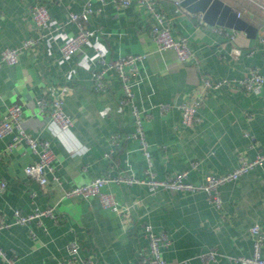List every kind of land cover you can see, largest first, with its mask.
Returning a JSON list of instances; mask_svg holds the SVG:
<instances>
[{
	"label": "crops",
	"instance_id": "obj_1",
	"mask_svg": "<svg viewBox=\"0 0 264 264\" xmlns=\"http://www.w3.org/2000/svg\"><path fill=\"white\" fill-rule=\"evenodd\" d=\"M220 1L240 16L249 31L209 25L200 19L201 13H190L175 0H156V11L163 14L173 37L188 41L193 58L180 64L172 52L157 51L151 40L156 20L133 0L126 8L108 1L103 6L93 3L94 9L101 10L90 16L88 43L80 54L67 59L60 57L59 50L77 32L68 16L81 12L85 0H0V52L39 35L29 15L31 6L44 4L50 15V29L42 40L21 51L16 65H0V116L7 107L21 105L25 131L50 143L57 178L47 175L46 185L40 186L24 174V167L37 157L24 144L8 150L15 132L0 140V180L6 183L0 193V218L8 225L0 230V250L15 264L73 260L68 254L72 242L79 246L74 264H138L147 254V224L155 234L168 235L162 256L169 264L184 260L204 264L199 256L210 251L217 255L210 264H233L228 257L251 253L248 229L258 224L264 231V164L219 188L220 210L201 191L151 194L144 186L111 181L104 191L129 208L127 217L102 209L96 199L64 197L65 190L95 178L145 177L139 144L128 138L133 118L127 106L119 105V80L108 72L106 92L93 91L89 76L96 50L107 60L146 54L133 93L138 108L151 115L144 131L158 179L187 171V182L202 185L207 175L231 172L240 157L251 160L264 152V87L259 95L234 88L211 91L197 111L200 121L193 128L181 124L177 109L161 115L154 107L186 101L203 78L238 80L250 68L264 77L260 41L264 0ZM226 34L234 35V40ZM234 48L240 52L237 58ZM58 92L72 126L68 133L54 136L49 130V110L40 112L36 102L49 101ZM114 134L117 146L112 147L109 138ZM48 207L54 218L44 217L27 226L14 223V210L27 215ZM261 253L264 259V244Z\"/></svg>",
	"mask_w": 264,
	"mask_h": 264
},
{
	"label": "built area",
	"instance_id": "obj_2",
	"mask_svg": "<svg viewBox=\"0 0 264 264\" xmlns=\"http://www.w3.org/2000/svg\"><path fill=\"white\" fill-rule=\"evenodd\" d=\"M57 1L59 0H52V2ZM107 1L120 8H126L132 2V0H85L81 12L71 13L68 16V22L76 26L77 32L75 36L61 46L59 53L62 59L70 58L83 51L91 35V31L88 28L90 16L98 14L101 10L100 8L94 9L92 5L95 2H99L103 6ZM133 1L144 7L156 20L155 25L151 29V40L157 47L158 52H172L180 64L186 63L193 58L187 39L185 37L175 39L170 27L164 20L163 14L156 11V0ZM29 15L39 35L36 38L25 40L19 47L4 48L0 52V65H16L19 60V53L39 43L44 36L43 33L50 29V15L46 5L35 4L31 6L29 8ZM239 17L237 15V18ZM200 19H202V15H200ZM217 29L219 33H222V29ZM228 36L230 40H234L235 38L234 35ZM260 41L263 44L264 50V37ZM95 53V65L90 71L89 76L93 91L96 93L106 92L107 84L105 82V75L108 72H112L119 80L122 93L119 105L122 107L127 106L133 118L134 129L128 138L135 140L139 144L146 163L145 177L143 179H137L127 174H118L111 179L95 178L85 185L75 186L69 190H65V198H80L86 202L96 199L102 209L109 210L120 217H127L129 208L122 207L112 194L104 191L107 183L111 181L116 185L144 186L151 194L159 190L170 193H195L201 191L205 193L207 202L216 210H220L222 208V199L219 188L225 184L236 182L240 177L264 164V152H259L251 160L240 157L238 165L227 174L217 177L207 175L202 185L196 186L187 182V171L167 175L162 179H158L152 171L153 163L144 131V123L151 115L148 112H142L138 108L135 104L133 93V87L136 84L135 79L139 72V65L146 59V54L128 55L114 60H107L101 50H96ZM232 54L234 58H237L240 52L234 48ZM263 87L264 77L256 68H250L247 74L238 80H228L225 78L212 80L210 78H203L194 94L189 96L186 101L179 105L159 104L154 107H156L161 115L168 113L172 109H177L181 116V124L186 128H193L200 121L197 111L211 91H218L222 88H234L253 95H259ZM36 104L42 113L46 109L49 110V130L54 136L69 132L72 122L71 118L64 111V101L60 92L55 93L49 101L40 99ZM13 132L16 133V136L8 146V150H11L19 144H24L37 157L35 163L24 167V174L40 186L46 185L47 175H51L54 180H57L54 175L55 155L50 143L47 140L33 138L25 131L23 127L22 107L19 104H13L7 107L5 114L0 116V140L6 138ZM117 138L118 136L115 134L110 136L109 143L112 147L117 146ZM5 188L6 183L0 180V193ZM44 217L54 218L53 209L49 207L45 209L35 208L27 215L22 214L18 210L13 211L14 223L20 226H27L32 221L40 222V219ZM5 228H8V225L0 218V230ZM144 232L148 240V249L146 256L138 264H169L162 256V249L169 245L168 235L165 233L155 234L152 227L148 224L144 226ZM248 233L252 240L251 253L248 256L228 257L229 261L233 264H264L261 253L264 244L263 229L258 224H255L248 229ZM78 253V244L76 242L70 243L68 246L69 257L74 260ZM0 258V264H15L14 260L6 256L1 250ZM199 259L204 264H210L216 261L217 255L215 252L210 251L200 255ZM73 260L70 259L60 264H74ZM174 264H188V262L184 260Z\"/></svg>",
	"mask_w": 264,
	"mask_h": 264
},
{
	"label": "water",
	"instance_id": "obj_3",
	"mask_svg": "<svg viewBox=\"0 0 264 264\" xmlns=\"http://www.w3.org/2000/svg\"><path fill=\"white\" fill-rule=\"evenodd\" d=\"M190 13H201L202 20L209 25L223 26L235 31H249V26L237 18L230 7L220 0H175Z\"/></svg>",
	"mask_w": 264,
	"mask_h": 264
}]
</instances>
